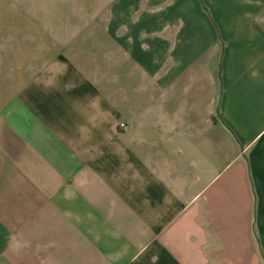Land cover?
<instances>
[{
	"label": "crops",
	"instance_id": "obj_1",
	"mask_svg": "<svg viewBox=\"0 0 264 264\" xmlns=\"http://www.w3.org/2000/svg\"><path fill=\"white\" fill-rule=\"evenodd\" d=\"M0 264H264V0H0Z\"/></svg>",
	"mask_w": 264,
	"mask_h": 264
},
{
	"label": "built area",
	"instance_id": "obj_2",
	"mask_svg": "<svg viewBox=\"0 0 264 264\" xmlns=\"http://www.w3.org/2000/svg\"><path fill=\"white\" fill-rule=\"evenodd\" d=\"M119 126H120V128H125L124 124H120Z\"/></svg>",
	"mask_w": 264,
	"mask_h": 264
}]
</instances>
